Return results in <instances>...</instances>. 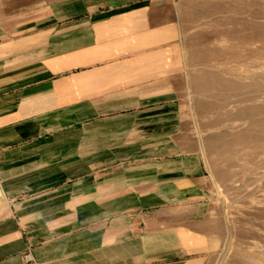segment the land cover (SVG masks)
<instances>
[{
  "label": "crops",
  "instance_id": "0c3cea01",
  "mask_svg": "<svg viewBox=\"0 0 264 264\" xmlns=\"http://www.w3.org/2000/svg\"><path fill=\"white\" fill-rule=\"evenodd\" d=\"M149 9L63 0L0 30V264H204L200 211L172 208L197 196L200 165L165 141L174 100L144 68L159 58L143 54L159 46Z\"/></svg>",
  "mask_w": 264,
  "mask_h": 264
},
{
  "label": "rangeland",
  "instance_id": "374dc122",
  "mask_svg": "<svg viewBox=\"0 0 264 264\" xmlns=\"http://www.w3.org/2000/svg\"><path fill=\"white\" fill-rule=\"evenodd\" d=\"M61 1L0 0V30L27 32ZM138 1L159 21V46L143 54L158 53L144 68L159 66L154 93L174 100L165 141L200 165L197 196L172 208L200 211L204 264H264V0Z\"/></svg>",
  "mask_w": 264,
  "mask_h": 264
},
{
  "label": "built area",
  "instance_id": "2783aa9c",
  "mask_svg": "<svg viewBox=\"0 0 264 264\" xmlns=\"http://www.w3.org/2000/svg\"><path fill=\"white\" fill-rule=\"evenodd\" d=\"M24 260H25L26 263H31L32 262V259H31L29 251L24 255Z\"/></svg>",
  "mask_w": 264,
  "mask_h": 264
}]
</instances>
